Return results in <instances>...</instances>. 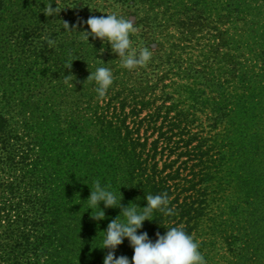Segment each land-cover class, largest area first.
Here are the masks:
<instances>
[{
  "label": "trees",
  "instance_id": "16d2710c",
  "mask_svg": "<svg viewBox=\"0 0 264 264\" xmlns=\"http://www.w3.org/2000/svg\"><path fill=\"white\" fill-rule=\"evenodd\" d=\"M93 1L77 21L0 0V264H103L101 231L148 194L173 211L138 232L182 227L205 264H264V0ZM106 12L132 19L145 64L84 38ZM95 181L122 194L102 219ZM115 255L131 261L127 238Z\"/></svg>",
  "mask_w": 264,
  "mask_h": 264
},
{
  "label": "clouds",
  "instance_id": "9594fccd",
  "mask_svg": "<svg viewBox=\"0 0 264 264\" xmlns=\"http://www.w3.org/2000/svg\"><path fill=\"white\" fill-rule=\"evenodd\" d=\"M43 4L42 12L46 16L58 14L62 9L56 4L53 7L52 0ZM84 23L88 26V30L82 32L84 38L87 40L91 35L102 40L106 39L112 50L121 58L124 67L133 68L149 60L151 56L149 47L137 50L131 46L129 34L134 30V24L128 17L112 12L107 13L106 16H90ZM88 77L96 82V91L100 96L105 94L113 81L111 69L104 66L96 68L95 72H90ZM121 198L118 200L116 192L95 181L94 186L90 187V194L86 200L91 205L88 209L93 211L92 206L99 209L98 214L93 217L102 219L105 217L104 208L121 207ZM144 199L145 206L141 207L136 203L133 206L128 204L120 212V214L123 213V219H118L119 214L115 219L110 220L106 229L101 231L102 246L98 247L108 249L103 264H205L197 242L182 227H169L163 234L157 232L154 241L149 238L146 231L138 232L145 220H152L150 216L154 210L166 214L173 211L168 207L169 199L166 194H148ZM100 202H103L104 208L100 207ZM125 238L133 249L131 261L126 255H115V249Z\"/></svg>",
  "mask_w": 264,
  "mask_h": 264
},
{
  "label": "rangeland",
  "instance_id": "374dc122",
  "mask_svg": "<svg viewBox=\"0 0 264 264\" xmlns=\"http://www.w3.org/2000/svg\"><path fill=\"white\" fill-rule=\"evenodd\" d=\"M85 0H78V9L76 11L73 10L71 8V5L72 3L70 2V0L68 1H64L63 3L60 4L61 8H63V11H61V16L63 17L62 19L63 20H83V16H84V13H86L85 11H82L80 9V5L82 4V2H84ZM92 3V8L94 9L92 12L93 14L96 13L95 10L98 8V6H102V4L100 3V0H96V1H93L91 2ZM130 21H132V19H129Z\"/></svg>",
  "mask_w": 264,
  "mask_h": 264
}]
</instances>
